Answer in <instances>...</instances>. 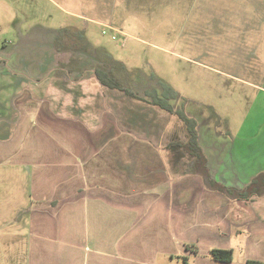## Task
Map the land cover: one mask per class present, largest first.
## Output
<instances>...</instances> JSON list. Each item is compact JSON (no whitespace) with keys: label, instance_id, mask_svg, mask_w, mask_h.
<instances>
[{"label":"crops","instance_id":"0c3cea01","mask_svg":"<svg viewBox=\"0 0 264 264\" xmlns=\"http://www.w3.org/2000/svg\"><path fill=\"white\" fill-rule=\"evenodd\" d=\"M258 34L252 58L264 70ZM84 70L94 71L80 62L29 77L0 69V264L264 262V196L231 200L206 187L176 140L155 142L156 127L133 122L126 100ZM253 88L255 106L264 103V76ZM198 146L225 187L264 172V122L215 159L199 136ZM213 248L232 250V260L211 259Z\"/></svg>","mask_w":264,"mask_h":264},{"label":"rangeland","instance_id":"374dc122","mask_svg":"<svg viewBox=\"0 0 264 264\" xmlns=\"http://www.w3.org/2000/svg\"><path fill=\"white\" fill-rule=\"evenodd\" d=\"M257 9L264 14L248 0H0V69L29 77L64 62L106 67L145 99L152 89L162 97L166 85L177 94L168 103L195 120L199 143L215 159L233 137L252 135L264 122L253 88L264 76L252 58L264 31ZM258 56L263 64L262 45ZM52 72L55 78L60 71ZM105 92L126 100L133 122L156 127L155 142L186 141L177 116Z\"/></svg>","mask_w":264,"mask_h":264},{"label":"trees","instance_id":"16d2710c","mask_svg":"<svg viewBox=\"0 0 264 264\" xmlns=\"http://www.w3.org/2000/svg\"><path fill=\"white\" fill-rule=\"evenodd\" d=\"M59 49L57 48L56 52ZM93 75L103 88L117 90L132 99H143L142 96L134 93L130 88L125 87L115 77L113 70L106 67L94 68ZM162 97H160L155 89L145 90L144 96L147 97L148 103L152 106L158 107L165 112L173 114L179 118L185 125L187 139L184 142L174 141L172 147L180 148L181 153H184L189 159V167L191 173L198 174L206 187L224 194L231 200L250 201L255 198L264 196V172L256 174L252 179L240 189L228 188L216 182L210 175L206 159L198 146V133L196 129L195 120L187 117L183 112L174 110L168 103V100L175 98L177 94L172 91L168 86L163 85ZM187 250L197 253V247L194 245H187ZM232 250L230 249H217L213 248L209 251L211 259L220 262H230L232 260ZM246 264H264L260 261L247 260Z\"/></svg>","mask_w":264,"mask_h":264}]
</instances>
